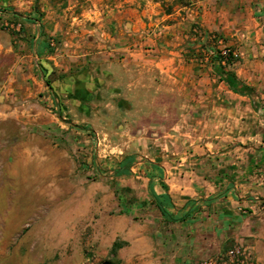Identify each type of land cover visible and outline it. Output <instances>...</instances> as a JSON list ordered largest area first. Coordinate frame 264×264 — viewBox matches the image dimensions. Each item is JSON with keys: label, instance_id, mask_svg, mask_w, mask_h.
Returning <instances> with one entry per match:
<instances>
[{"label": "crops", "instance_id": "crops-1", "mask_svg": "<svg viewBox=\"0 0 264 264\" xmlns=\"http://www.w3.org/2000/svg\"><path fill=\"white\" fill-rule=\"evenodd\" d=\"M33 3L0 12L24 29L0 45V103L33 118L45 100L63 119L106 115L131 135L122 208L164 250L155 264L237 245L264 264V0H39L38 21ZM223 48L237 58L218 71Z\"/></svg>", "mask_w": 264, "mask_h": 264}, {"label": "rangeland", "instance_id": "rangeland-1", "mask_svg": "<svg viewBox=\"0 0 264 264\" xmlns=\"http://www.w3.org/2000/svg\"><path fill=\"white\" fill-rule=\"evenodd\" d=\"M19 2L0 0V12L15 14ZM11 18L0 16L4 47L21 39ZM46 102L33 118L0 103V264H155L164 250L150 227L142 234L139 212L122 214L130 182L114 175L138 152L131 135L106 115L63 119Z\"/></svg>", "mask_w": 264, "mask_h": 264}, {"label": "built area", "instance_id": "built-area-1", "mask_svg": "<svg viewBox=\"0 0 264 264\" xmlns=\"http://www.w3.org/2000/svg\"><path fill=\"white\" fill-rule=\"evenodd\" d=\"M15 28L19 31L20 25H16ZM197 30V28H196ZM51 46L55 52H58L60 45L56 41H51ZM221 63L225 65L227 59L235 60L237 58L236 52L229 48H223L219 52ZM253 256L249 249L241 247L239 245L232 247L225 253H220L216 257L198 264H252Z\"/></svg>", "mask_w": 264, "mask_h": 264}, {"label": "trees", "instance_id": "trees-1", "mask_svg": "<svg viewBox=\"0 0 264 264\" xmlns=\"http://www.w3.org/2000/svg\"><path fill=\"white\" fill-rule=\"evenodd\" d=\"M38 2L39 0H34V3H33V12L36 14L35 17H33L32 20L34 21H38L41 17V14L39 13L38 11ZM16 18H13L14 22L16 24H19L20 25V28H19V31H17V38H20L21 34L23 33V26L20 22H18L17 20H15ZM57 42V41H56ZM235 62V60H232V59H227V62L225 63V67H231L233 65V63ZM212 63L213 65L216 67V69H218V71L222 70L224 66H221V58L219 56V52L215 51L213 53V57H212ZM46 86H48V88L51 90V86L49 84V82L47 81L46 82ZM52 96L55 98V95L52 94ZM130 163H131V160H126V161H121L118 163V167L116 169V171L114 172V175L116 177H120V176H123V175H127L129 173V166H130ZM122 211V214H127L129 213V210L127 208H122L121 209ZM163 215L169 220V221H177L178 219L176 217H173L167 213H163ZM120 247V244L118 243H114L112 249H111V252L112 254H115L117 248Z\"/></svg>", "mask_w": 264, "mask_h": 264}]
</instances>
